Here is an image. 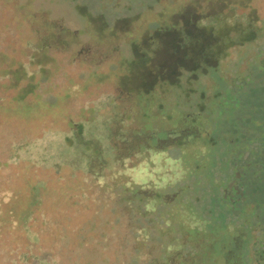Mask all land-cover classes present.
Listing matches in <instances>:
<instances>
[{
  "label": "rangeland",
  "instance_id": "1",
  "mask_svg": "<svg viewBox=\"0 0 264 264\" xmlns=\"http://www.w3.org/2000/svg\"><path fill=\"white\" fill-rule=\"evenodd\" d=\"M215 9L230 25L252 21L256 38L227 48L216 69L180 70L176 51L191 45L176 47L164 27L177 20L169 31L180 34L188 14L217 27ZM9 63L26 69L13 85ZM262 98L264 0H0V217L38 199L20 223L0 225V264H223L229 231L250 212L226 218L211 205L212 171L227 168L212 161L250 156L240 168L257 183ZM253 222L261 250L264 214Z\"/></svg>",
  "mask_w": 264,
  "mask_h": 264
},
{
  "label": "trees",
  "instance_id": "2",
  "mask_svg": "<svg viewBox=\"0 0 264 264\" xmlns=\"http://www.w3.org/2000/svg\"><path fill=\"white\" fill-rule=\"evenodd\" d=\"M219 10L215 9L212 12V20L215 21L216 24L221 23V25H218L217 27L215 26V24L211 23L210 24H200V20L203 18L202 16H200L199 14H195L193 16V19H191V15H182L180 17L181 21H184L182 28V32L179 34L177 33V30L175 28L170 29L169 28L178 25L177 24V20L176 22L170 23L172 24L171 26L169 25L168 27H164V29H166L168 33H173V35H175V39H176V43L175 46L177 47V42H187V45H191L190 48H188V51H183V54L181 56L179 49L176 51L178 53V56H180V58L178 59V61H176V65H179V69L182 70H187V71H196L199 68H201L204 65L210 66L211 68H217L220 59L222 57H224L226 55V50L227 48H229L230 46H233L235 44H242L243 42L246 41H251L253 39L256 38L257 36V31L258 29L255 28V26H253V22L250 21L249 19L247 21H245V23L241 22V21H236L235 24L230 25L227 24L226 21V17L222 15V17L220 16ZM137 16V15H136ZM136 16L133 15V17L131 16H126L125 21L127 20H131V19H137L135 18ZM129 18V19H128ZM126 23V22H125ZM127 26V25H125ZM160 30L161 27H158V29L153 32V37H157L160 38ZM183 34L186 37V40H182V38L180 37L179 39V35ZM169 36V35H168ZM167 36V37H168ZM203 39L201 42H198L196 40H200ZM182 43V44H184ZM183 46V45H181ZM197 47L196 52H193V49ZM180 48V47H179ZM43 49V50H42ZM181 49V48H180ZM41 52H38L37 50H35L32 53V59H33V63L37 65L42 63H46L47 61V54L45 53V48H41ZM183 50L184 47H183ZM154 62L153 57L150 60V63ZM161 69H166L165 66L161 65L160 66ZM203 68V67H202ZM204 69V68H203ZM25 67H23L21 64H19L16 68H10V63L8 64V68H6V70H3L2 73H10L12 76L10 78V83L11 85L14 84V80L17 81L20 78H23L25 76ZM45 72L46 69L42 68L41 69V74L43 76H45ZM173 74H177L176 71L173 70V72H171ZM181 74V71H180ZM193 76H196L194 73ZM179 83V78L176 77ZM13 81V82H12ZM232 85H228L229 87L232 88L233 91H236L237 88L236 86L239 85L238 83H231ZM35 87V83H29L28 86L26 85L22 90H20V94H22V97L25 96V94L28 92L33 91ZM35 90V89H34ZM217 92L216 95H218L220 93V91H215ZM20 94H18L16 96V100L19 98ZM236 95L238 96V93H236ZM236 96V97H237ZM237 99H239V96L237 97ZM262 108L264 109V98H262ZM264 113V112H263ZM263 120H264V115H263ZM254 136L258 135V139L256 138H252V139H256L258 140V143H262L264 144V134H260V132H253ZM193 138L199 135H192ZM234 138V139H233ZM233 138L231 136H229V139H225L227 141V143L230 145V147H233L235 145V147H233V149L235 150L239 148V144H238V140L235 136H233ZM252 139L250 141H252ZM213 140V144L216 143L215 139L212 138ZM249 141V143H250ZM183 142V141H181ZM248 143V146H249ZM249 150H253L250 149ZM235 153V152H234ZM236 157H238V161L237 163H232L230 158V155H226L224 156H218V157H214L213 159V163H212V168L215 169L216 165L221 163L223 165H226V172L225 174H223V176L219 175L218 177H214L215 174L212 171V177H213V191H211V195H209L210 198V202L211 205L213 206H218L220 205V209L223 210V212L225 213L226 218H229L232 213L234 212L235 208H238V204L233 202L232 198L234 197L233 194H230V192H232V188L229 187L227 190H222V186H224L225 188L228 186H231V184H227V182L232 181L233 185L232 187L236 184L239 185L240 182H245L244 185V189H243V193L246 194V196H250V199L252 200V202L254 203L255 206V210L257 212H261L262 210H264V163L260 164L257 168V171H259L260 173L257 175V183H253L251 182V184L246 183L245 178L242 176L244 174V170H241V166L243 164H245V162L247 160H250L251 157L249 156L248 159L246 161H244L243 164H241V157L242 154L241 152L236 151L235 153ZM264 159V157H263ZM204 163V162H203ZM200 164H202L199 160L198 163L195 165V168H199L201 166H199ZM258 165V164H257ZM245 169V168H244ZM198 175V174H197ZM244 178V179H243ZM247 186V187H246ZM236 187V186H234ZM32 189V187H31ZM29 203L22 209H20L17 214H19L18 216H11L10 218L5 217L6 219L3 218V215L0 217L2 219H0V225L1 224H14V223H20V221L23 219V217L25 216V214L29 211L31 206H34L36 203H38V199L33 196L30 197V200L28 201ZM210 204V203H209ZM191 207H194V205L188 204ZM242 204L239 205V207ZM187 209H189V207H187ZM14 210V209H13ZM190 210V209H189ZM204 211V210H202ZM187 212V211H185ZM210 214L213 215L214 212L209 211ZM21 213V214H20ZM8 215V214H7ZM200 218H202L201 220L205 219L204 214H199ZM211 216V215H210ZM4 219V220H3ZM230 222L232 221V219L229 220ZM225 223V222H224Z\"/></svg>",
  "mask_w": 264,
  "mask_h": 264
},
{
  "label": "flooded vegetation",
  "instance_id": "3",
  "mask_svg": "<svg viewBox=\"0 0 264 264\" xmlns=\"http://www.w3.org/2000/svg\"><path fill=\"white\" fill-rule=\"evenodd\" d=\"M191 128L190 126H183L179 132H181L182 135H186L185 132L189 131ZM180 140L182 139H178L175 138L174 142H180ZM243 176V175H242ZM243 181L239 183V185H234L236 187H232L233 183L231 184V186L228 187H224L222 186V190H227L229 187L232 188V192H230V194H233L234 197L232 198L233 202L238 204V208L240 204H244V203H248L251 199L250 197H247L246 194L243 193V189H244V185H243ZM240 188V189H239ZM236 209L235 208V213L237 210H244V211H249L250 215L249 216H240L239 220L235 223V229H233L230 232V244L229 246L226 245L223 249V264H264V248H262L261 250H258L256 248V246H259V243L256 241V238L253 237L252 235V228H253V217H257V216H262L264 214V210H262L261 212H257L255 210V206L253 207H244L243 209ZM232 213V215H233ZM231 215V216H232ZM246 220L248 224H243V220ZM233 222V221H232ZM238 223V225H237ZM238 226V227H237ZM196 229H198L199 227H195ZM204 229V228H202ZM209 232V229H205ZM204 230V231H205ZM195 230H193L192 232H194ZM249 234L250 240L245 244V246H247V249L245 252H243V248H244V243H245V235ZM264 241V240H263ZM257 244V245H255ZM264 246V242L261 243V246ZM252 248L255 250L253 251ZM196 253H201L200 251H196ZM262 261H260V260ZM256 261V262H255ZM202 263H204V261L202 260ZM205 264V263H204Z\"/></svg>",
  "mask_w": 264,
  "mask_h": 264
}]
</instances>
